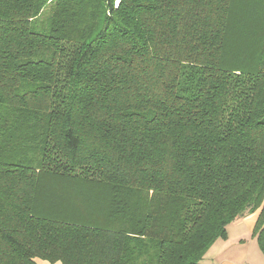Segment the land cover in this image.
<instances>
[{
  "label": "trees",
  "instance_id": "trees-1",
  "mask_svg": "<svg viewBox=\"0 0 264 264\" xmlns=\"http://www.w3.org/2000/svg\"><path fill=\"white\" fill-rule=\"evenodd\" d=\"M259 210L264 0H0V264H201Z\"/></svg>",
  "mask_w": 264,
  "mask_h": 264
},
{
  "label": "crops",
  "instance_id": "crops-1",
  "mask_svg": "<svg viewBox=\"0 0 264 264\" xmlns=\"http://www.w3.org/2000/svg\"><path fill=\"white\" fill-rule=\"evenodd\" d=\"M259 212L260 211L257 210L256 212L250 213L249 215L247 214L230 223L228 225V238L218 239V240H222V242L218 245V249L215 247V243L212 245L213 246L211 250L212 256L210 255V258L207 260L205 264H250L252 259L251 253L253 250V243L255 242V238L251 236ZM231 226L234 227L233 234L229 232V228ZM247 233H249L250 236H246ZM237 243L243 244L244 246H246L247 249L245 251L244 249H240V246H238ZM226 250H227V254H226ZM37 264H62V263L61 262L51 263L43 259H38Z\"/></svg>",
  "mask_w": 264,
  "mask_h": 264
},
{
  "label": "rangeland",
  "instance_id": "rangeland-1",
  "mask_svg": "<svg viewBox=\"0 0 264 264\" xmlns=\"http://www.w3.org/2000/svg\"><path fill=\"white\" fill-rule=\"evenodd\" d=\"M250 214V213H249ZM248 214V215H249ZM249 217H252V216H249ZM229 232L231 233V234H233V232H234V227L233 226H231L230 228H229ZM246 236H250L249 235V233H247L246 234ZM251 237H253V235L251 236ZM248 238H250V237H248ZM253 238H255V242L253 243V250H252V253H251V263L250 264H264V254L262 253V251H261V249H260V246H259V244H258V241H257V238L256 237H253ZM222 242V240H217L216 242H215V247L218 249V245L220 244ZM217 243V244H216ZM237 245L238 246H240V249H244V251L247 249L246 248V246H244L243 244H239V243H237ZM251 245V244H250ZM212 248H213V246L210 248V251H208V253L206 254V256H205V258L203 259V261H202V264L204 263H206L207 262V260L210 258V255L212 256V252H211V250H212ZM216 248H215V250H216ZM226 254H227V250H226ZM230 255V254H229Z\"/></svg>",
  "mask_w": 264,
  "mask_h": 264
}]
</instances>
